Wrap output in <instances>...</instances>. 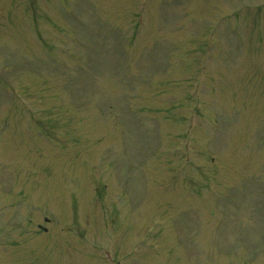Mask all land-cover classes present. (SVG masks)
Segmentation results:
<instances>
[{
	"label": "rangeland",
	"instance_id": "1",
	"mask_svg": "<svg viewBox=\"0 0 264 264\" xmlns=\"http://www.w3.org/2000/svg\"><path fill=\"white\" fill-rule=\"evenodd\" d=\"M144 1L0 0V264H264V0Z\"/></svg>",
	"mask_w": 264,
	"mask_h": 264
}]
</instances>
